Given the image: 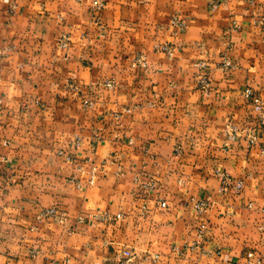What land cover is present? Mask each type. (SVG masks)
Returning <instances> with one entry per match:
<instances>
[{"label":"crops","instance_id":"1","mask_svg":"<svg viewBox=\"0 0 264 264\" xmlns=\"http://www.w3.org/2000/svg\"><path fill=\"white\" fill-rule=\"evenodd\" d=\"M174 13L184 27L170 23ZM6 46L0 264L264 259V128L243 95L250 87L264 105V0H104L97 13L91 0H16L13 11L0 0ZM137 51L145 66L130 64ZM197 59L206 61L208 89L198 87ZM228 121L239 131L225 133ZM219 172L242 187L221 190ZM191 195L210 201L203 214ZM51 205L67 220L31 227Z\"/></svg>","mask_w":264,"mask_h":264},{"label":"built area","instance_id":"2","mask_svg":"<svg viewBox=\"0 0 264 264\" xmlns=\"http://www.w3.org/2000/svg\"><path fill=\"white\" fill-rule=\"evenodd\" d=\"M9 3V8L10 10H14L16 8V0H5ZM246 1H253V0H246ZM212 5L215 6L216 3L212 2ZM104 6V0H91V10L93 13H97L102 7ZM170 23L172 25L178 26V27H184L185 26V21L182 17H180L177 13H174L170 16ZM236 21L233 20L232 21V26L235 27ZM57 42L58 45L62 48V49H66L68 47V44L70 42V35L68 32H62L58 38H57ZM160 48L162 50H164L167 55L170 57L173 54V47L169 44V43H164L160 45ZM11 49V46H6L2 49H0V54L5 53V50H9ZM130 64L132 66H145L146 65V54L144 53V51H137L135 52V54L133 55V57L130 59ZM193 65L195 67L198 68V87L200 89H208L210 87V78L208 77L207 71H206V61L203 59H197L193 61ZM228 63L227 61H224L222 63L223 67H227ZM68 84L72 87V88H76V84L73 83V81H68ZM104 84L107 87L112 88L114 86V80L112 78H107L106 80H104ZM243 95L244 97L250 99L252 101L253 104V109L257 112L258 114V119L259 122L261 123L262 127L264 128V105L262 100H260L258 97L254 96L253 91L250 87H246L243 90ZM1 97H0V105H1ZM87 103L89 105H91V101H87ZM124 111H129L131 110L130 107H123ZM116 115H118V112H115ZM225 133L230 134V133H235L237 131H239V127L228 121L225 123V128H224ZM258 136L257 132H253L252 134L246 136V141L248 144H252L256 138ZM95 168H93L92 170H94ZM101 168H97V170H100ZM219 175L221 176V186L220 189H224L225 185H230V179L228 178V175L226 173L223 172H219ZM232 188L234 190H238L242 187L243 185V179H236L232 184ZM188 203H190L193 208L200 214H203L207 208L210 205V201L208 199H201V198H197L194 196H190L188 198ZM165 201L161 200L160 204L162 206L165 205ZM252 204L251 201H249L248 205L250 206ZM58 217L60 221H66L67 220V215H66V210L62 207H59L58 205H51V206H44L39 208V210H37L36 215H35V224L32 225L31 227H36V225L43 221L46 220L50 217ZM79 220H82L81 217L78 218ZM260 229H262L264 231V221H262L259 225ZM197 241H199L200 239H205L204 238V224L201 223L198 227H197ZM196 244V242L194 243V245ZM191 245V246H194ZM146 256V255H145ZM148 257L152 258V259H156L158 258V253H153V254H149L147 255ZM249 258L251 260V262L253 264H264V259L255 256L253 253H249ZM118 264H133L132 258L131 257H121L118 261Z\"/></svg>","mask_w":264,"mask_h":264}]
</instances>
